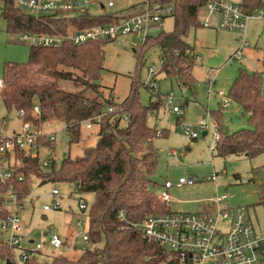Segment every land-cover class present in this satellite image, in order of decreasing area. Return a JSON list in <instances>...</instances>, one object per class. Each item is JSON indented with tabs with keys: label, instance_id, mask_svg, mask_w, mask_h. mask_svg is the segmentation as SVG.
I'll return each mask as SVG.
<instances>
[{
	"label": "trees",
	"instance_id": "1",
	"mask_svg": "<svg viewBox=\"0 0 264 264\" xmlns=\"http://www.w3.org/2000/svg\"><path fill=\"white\" fill-rule=\"evenodd\" d=\"M160 1L174 6V29L149 37L142 48L135 51L137 69L140 70L146 51L158 46L162 62L160 73L167 79H177L182 86L193 91L197 84L193 75L197 61L194 47L186 39L191 30L203 27L199 14L208 0ZM240 4L247 14L264 10V0H242ZM0 9L9 34L49 31L47 22L37 20L10 0H0ZM71 18L82 28L112 21L109 15L94 16L88 12ZM113 41L101 40L83 46L66 44L50 49L31 48L27 64L4 65L6 87L1 98L9 114L24 111L22 120L38 126L53 121L64 124L70 151L72 146L87 143L88 137L83 132L85 122L110 107L115 108L114 113L95 123L96 144L84 146L80 157H65L59 168L54 165L50 172L44 171L40 153L35 157L25 152L16 154L20 162L15 168L16 175L24 176V181L16 184L21 202L31 196L35 179L41 184H78L85 195L94 196L88 211L87 230L92 248L85 250L78 259L59 256L51 260L41 254H32L26 264H182L177 255L147 242L119 219L121 212L128 222H137L172 210L171 205L162 203L151 189V177L159 164L153 141L160 136L158 129L148 123V118L163 106L162 95L160 91L153 92L150 85L143 84L151 94L150 103L144 105L140 97L141 84L137 80L140 78L136 74L130 95L122 103H116L112 95L105 97L99 81L106 61L105 46ZM64 82L72 83L76 91L64 89ZM228 97L248 115L250 128L226 134L222 127L223 108L213 111L212 116L221 130V139L213 152L215 157L235 156L252 160L263 155L262 73L240 68ZM35 105L40 107L39 119L32 115ZM39 143L49 149L55 146L45 139ZM252 172L261 176L264 165ZM259 198L264 204V181L260 184ZM64 245L66 248L67 239ZM0 255L9 258L10 248L0 246Z\"/></svg>",
	"mask_w": 264,
	"mask_h": 264
},
{
	"label": "rangeland",
	"instance_id": "2",
	"mask_svg": "<svg viewBox=\"0 0 264 264\" xmlns=\"http://www.w3.org/2000/svg\"><path fill=\"white\" fill-rule=\"evenodd\" d=\"M114 1L118 7L127 8L139 0ZM227 1L236 4L242 2V0ZM90 12L95 15L101 14L96 6H91ZM204 18L202 13L199 14L201 23ZM173 29L174 20L169 18L162 26L147 31L146 35L156 37L163 31L171 32ZM140 36L121 37L105 46L106 61L99 84L102 86L106 98L112 95L116 103H122L130 95L132 83L137 74L140 78L137 80L141 84V102L148 105L151 94L143 84L148 85L151 67L158 70L157 79L160 87L158 91L162 95L164 104L154 112L157 117L150 123L158 129V132H161L160 138L153 141L154 148L158 153L159 164L155 174L151 177V189L160 195L167 180L176 185L181 178H196L198 182L193 186H175L169 191L173 198L172 212H199L203 203L216 197L218 193H226L230 197L229 204L232 207L246 208L252 224L258 229H263L264 204L260 203L259 193L260 184L264 181L262 179L264 174L256 176L252 170L264 165V154L252 160L235 156L215 157L211 150L214 144L212 132L205 137L201 136L197 140H191L184 135L183 130L187 127L196 128L199 120L206 115V111H217L221 107V99L216 96V93L230 90L240 68H246L250 72H260L264 79V19L260 18L258 14L249 21L247 40L250 47L245 51L244 59L241 61L232 59L242 46V40L236 33L225 31L217 33L204 27L191 30L186 41L194 47L197 61L193 72L197 84L193 91L182 86L177 79H167L160 73L162 62L161 50L158 46L151 47L146 51L138 71V58L133 43ZM30 52L29 45L16 42L14 36L8 33L7 23L2 18L0 9V79L5 78L4 65L6 63L27 64ZM62 86L68 91H76L72 83L64 82ZM210 86L213 90L211 97L208 91ZM158 91L154 90L153 92L157 93ZM2 92H0V117L8 121L3 130L6 135H11L14 131L19 130L21 123L16 112L9 114L1 98ZM170 93L174 97V106L184 109V116L180 117L178 114L172 113V108L169 107L166 100ZM229 102V107L223 109V131L226 134H232L250 128L248 115L244 114V110L230 98ZM43 131L55 133L56 139L52 149L46 147L40 149L42 169L46 172H50L52 166L45 167L43 165L45 161L55 162L56 168H59L65 157L69 155L72 158L80 157L83 155L84 146H93L97 141L94 128L87 130L84 127L83 132L88 137L87 143L72 146L70 151L63 124H47L43 126ZM163 135L167 137H162ZM215 173L218 174L217 182L210 179ZM54 187L61 189L62 192H69L72 189L69 184L48 183L41 186L40 180H34L32 194L22 212L23 226L25 231L31 233V237L37 242H47V234L41 232L44 229L53 228L66 239L72 234L71 242L76 246L74 250L67 239V247L63 250H56L46 245L45 256L51 260L59 256L78 259L85 250L92 248L90 243L87 244L83 241L82 231L77 227V222L81 221L84 231L88 230V215L79 210L76 200H65V210L63 211L44 212L43 206L49 202L47 195ZM85 199L89 206L94 202L92 194L86 195ZM24 245L28 246L27 241H24Z\"/></svg>",
	"mask_w": 264,
	"mask_h": 264
},
{
	"label": "built area",
	"instance_id": "3",
	"mask_svg": "<svg viewBox=\"0 0 264 264\" xmlns=\"http://www.w3.org/2000/svg\"><path fill=\"white\" fill-rule=\"evenodd\" d=\"M13 4L31 14L37 20L47 22V32H21L13 35L16 42L24 43L35 49L59 48L66 44L83 46L90 42L101 40H116L121 37L141 35L133 46L138 51L147 42L150 36L146 32L160 27L164 22L173 18L174 6L165 4L160 0H139L127 8H122L114 0H10ZM99 8V15L92 14L90 7ZM90 13L94 16L109 15L112 21L93 27H80L75 24L72 15ZM264 10L255 14H247L241 4L227 0H208L201 13L205 16L202 26L210 29L213 20L217 19L218 28L223 31L235 32L242 36V46L233 60L241 61L244 57V49L249 45L247 40L248 23L259 14L264 19ZM200 13V14H201ZM78 21V20H77ZM54 22V23H53ZM145 33V35H142ZM215 73V71H213ZM148 85L152 90H159L157 79L158 70L151 67ZM6 87V80L0 79V92ZM209 96L212 95V87L208 88ZM221 99V107H229V97L226 92L216 93ZM173 94L167 97V104L172 108V113L180 117L185 115L184 109L174 106ZM115 112L114 107L108 108L104 113L91 121L84 123L87 130H92L95 123H100L107 114ZM32 115L39 119L40 107L35 105ZM25 112L18 113L21 122L20 129L11 135H6L7 120L0 117V246L6 245L11 250V256L4 258L0 255V264L11 261L13 264H26L32 254L45 256L46 245L56 250L65 249L64 239L54 229L49 228L47 242H37L25 234L22 212L27 200L21 202L19 190L16 184L24 181L23 175H16L15 168L20 165L16 154L25 152L33 157L40 153L43 147L39 141L55 143V133H45L43 126L32 122H24L22 117ZM155 114L148 118L150 124ZM212 132L214 144L212 152L221 139L218 123L211 111L199 120L196 128H184V135L192 140L199 139L203 133ZM161 136V132H158ZM45 167L54 166L55 162L45 161ZM211 181H217L214 174ZM196 178H181L175 185L167 180L163 191L158 195L162 203L173 204V198L169 191L175 186H193ZM69 192H62L54 187L49 193V202L43 206L44 212H60L65 210V200H76L82 213L88 215L90 206L85 199L81 186L72 184ZM230 197L226 193L219 194L203 203L200 211L196 213L171 212L162 215L149 216L137 222H128L125 214L120 213L119 219L125 222L129 228L142 235L147 242L160 246L166 252L179 257L182 264H264V228L258 229L249 218L248 210L244 207H232L229 204ZM77 227L82 231V239L90 243L87 231L81 221ZM27 241L28 246L24 245ZM76 246L72 244V250Z\"/></svg>",
	"mask_w": 264,
	"mask_h": 264
},
{
	"label": "crops",
	"instance_id": "4",
	"mask_svg": "<svg viewBox=\"0 0 264 264\" xmlns=\"http://www.w3.org/2000/svg\"><path fill=\"white\" fill-rule=\"evenodd\" d=\"M238 4V3H237ZM240 4V3H239ZM207 29V28H206ZM211 30H213V31H215V32H219V31H223V30H220L219 28H218V21H217V19H214L213 20V27L212 28H210ZM225 32H228V31H225ZM229 33H235V32H229ZM238 36H239V38L242 40V36L240 35V34H238V33H236ZM250 47V45H248L245 49H244V53H245V51L248 49ZM241 48V47H240ZM239 48V49H240ZM238 49V50H239ZM237 52V51H236ZM243 59H244V57H243ZM214 70H212V72H213ZM214 73V72H213ZM159 90H160V87H159ZM228 92L229 91H226V93H227V95H228ZM168 97V96H167ZM157 117V116H156ZM156 117H154V118H156ZM21 123V122H20ZM52 123H54V124H56V123H58L57 121H53ZM64 125V124H63ZM20 126H21V124H20ZM20 129V128H19ZM210 132H208V133H203L201 136H203V137H205V136H207L208 134H209ZM192 140V139H191ZM197 140V139H196ZM216 174V173H215ZM224 174H227L226 172H224ZM217 180H218V174H217ZM197 182H198V180H197ZM217 182V181H216ZM201 208V207H200ZM53 229V228H52ZM55 230V229H54ZM46 229H44V230H42L41 232H43V234H47L46 232ZM25 234L27 235V236H29L31 239H33V240H35L34 238H32L31 237V233H27L26 231H25ZM61 235V234H60ZM62 236V235H61ZM62 238L65 240L66 238H65V236H62ZM68 239V242L70 243V244H72V242H71V240H73L72 239V234L70 235V237H68L67 238Z\"/></svg>",
	"mask_w": 264,
	"mask_h": 264
},
{
	"label": "water",
	"instance_id": "5",
	"mask_svg": "<svg viewBox=\"0 0 264 264\" xmlns=\"http://www.w3.org/2000/svg\"><path fill=\"white\" fill-rule=\"evenodd\" d=\"M46 185V183H42L41 186ZM6 264H13L11 261H7Z\"/></svg>",
	"mask_w": 264,
	"mask_h": 264
}]
</instances>
